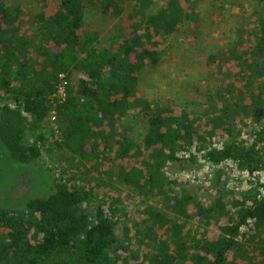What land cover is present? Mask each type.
Segmentation results:
<instances>
[{
  "label": "trees",
  "instance_id": "trees-1",
  "mask_svg": "<svg viewBox=\"0 0 264 264\" xmlns=\"http://www.w3.org/2000/svg\"><path fill=\"white\" fill-rule=\"evenodd\" d=\"M37 1L42 12L28 24L25 12H11L0 0V148L18 166L39 164L53 109L49 98L64 74L67 97L54 109L59 140L54 149L70 164V174L55 178L45 198L15 208L0 204V264H128L130 245L115 233L120 213L115 201L106 207L97 184L77 182L101 156L122 161L114 165L117 182L158 198L160 209L145 207L141 214L165 241L150 238L146 264H180L177 258L239 264L229 256L251 239L264 260V184L260 193L232 201L230 210L220 199L204 207L190 192H177L165 172L167 163L198 159L215 168L231 163L248 176L264 172V0H254L260 10L257 30L237 31L218 58L220 67L234 63L249 84L235 91L237 99L226 87L207 94L206 109L195 118L137 95L142 70L157 65V46L186 18L182 3L191 0H167L155 14L147 8L149 0ZM86 6L120 21L104 42L98 33L83 30ZM240 109L259 127L248 142L238 141L234 129ZM129 110L146 122L140 143L131 127L121 126ZM168 215L195 219L213 235L185 243L183 227ZM168 239L176 242L175 255Z\"/></svg>",
  "mask_w": 264,
  "mask_h": 264
},
{
  "label": "rangeland",
  "instance_id": "rangeland-1",
  "mask_svg": "<svg viewBox=\"0 0 264 264\" xmlns=\"http://www.w3.org/2000/svg\"><path fill=\"white\" fill-rule=\"evenodd\" d=\"M4 2L11 12L16 9L25 12L28 24H33L35 16L42 12L37 0ZM166 3L167 0H149L147 8L155 14ZM182 5L186 18L171 36L157 46L158 63L142 70L137 95L154 101L161 107L173 108L180 116L195 118L200 117L206 109L207 94L213 95L218 89L226 87L231 91L230 94L234 93V99H237L235 91L249 84L248 78L242 76L234 63L220 67L218 58L227 46H232L237 31L249 33L253 29L257 30L260 10L254 0H191ZM119 22L103 16L92 6H86L83 30L98 33L104 42L117 30ZM210 56L216 58L212 63L208 61ZM121 126L131 127L132 136L140 143L146 122L136 116L135 111L127 112L126 117L121 120ZM48 127L45 128L47 140L38 165L18 166L0 148V204L15 208L24 200L45 198L53 192L55 178L65 171L70 174V164L64 162L63 156L54 149L55 137L49 131L52 128L49 121ZM258 128L251 116L240 109L234 124L237 140L248 142L249 135ZM213 143L219 146L220 142L213 140ZM49 149L52 153H46ZM178 156L180 159L184 157L182 153H178ZM120 163L122 161L108 160L101 156L90 174L78 175L77 182L81 186L97 184L98 193L107 203L106 207L115 201L114 204L120 210L115 233L119 242L130 245L128 264H146L144 260L148 253L147 247L151 244L150 238L159 241L164 238L154 233L151 224L144 222L146 217L141 212L145 207L160 209L158 198L156 195L144 196L132 184L117 182L114 165ZM165 172L177 192L180 193L183 189L190 192L194 201L204 207H213L215 201L220 199L226 209L230 210L232 201L241 200L250 191L260 193L264 184V172L248 176L231 163L215 168L201 159L196 164L167 163ZM168 219L174 225L183 227L181 237L185 243H189L192 237L200 239L213 235V231L206 229L203 223L195 219L184 221L173 215H168ZM226 220V215L219 218L222 222ZM166 242L169 251L175 255L173 247H176V242L172 239ZM183 259L177 258L176 263L190 264ZM229 259H235L239 264H264L255 239L241 241L240 249L234 251Z\"/></svg>",
  "mask_w": 264,
  "mask_h": 264
},
{
  "label": "built area",
  "instance_id": "built-area-1",
  "mask_svg": "<svg viewBox=\"0 0 264 264\" xmlns=\"http://www.w3.org/2000/svg\"><path fill=\"white\" fill-rule=\"evenodd\" d=\"M67 87H68V81L66 79V76L64 74H60L58 76V84L56 88L54 89V92L49 98L53 109L50 112L48 121L52 129L54 130L55 140L58 142L59 140H58V133H57V128H56V114H55L54 109L60 105H63V103L65 102L66 97H67V94H66Z\"/></svg>",
  "mask_w": 264,
  "mask_h": 264
}]
</instances>
